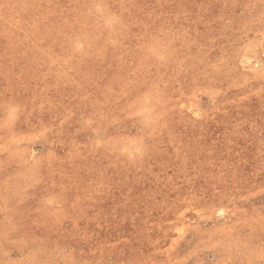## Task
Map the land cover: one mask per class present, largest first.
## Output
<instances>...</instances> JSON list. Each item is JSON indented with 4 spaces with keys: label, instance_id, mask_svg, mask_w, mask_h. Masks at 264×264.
Wrapping results in <instances>:
<instances>
[{
    "label": "rangeland",
    "instance_id": "1",
    "mask_svg": "<svg viewBox=\"0 0 264 264\" xmlns=\"http://www.w3.org/2000/svg\"><path fill=\"white\" fill-rule=\"evenodd\" d=\"M0 264H264V0H0Z\"/></svg>",
    "mask_w": 264,
    "mask_h": 264
}]
</instances>
